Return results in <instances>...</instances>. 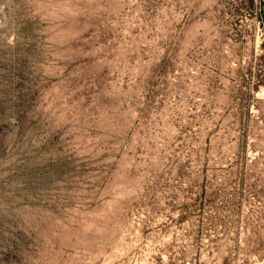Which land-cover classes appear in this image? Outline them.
I'll use <instances>...</instances> for the list:
<instances>
[{"label": "rangeland", "instance_id": "rangeland-1", "mask_svg": "<svg viewBox=\"0 0 264 264\" xmlns=\"http://www.w3.org/2000/svg\"><path fill=\"white\" fill-rule=\"evenodd\" d=\"M264 0H0V264H264Z\"/></svg>", "mask_w": 264, "mask_h": 264}, {"label": "trees", "instance_id": "trees-1", "mask_svg": "<svg viewBox=\"0 0 264 264\" xmlns=\"http://www.w3.org/2000/svg\"><path fill=\"white\" fill-rule=\"evenodd\" d=\"M262 46H264V43L262 44Z\"/></svg>", "mask_w": 264, "mask_h": 264}]
</instances>
